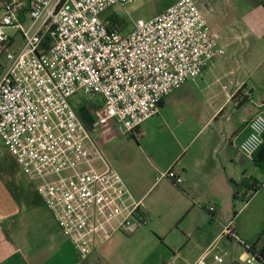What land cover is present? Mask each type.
Segmentation results:
<instances>
[{"label": "built area", "instance_id": "built-area-1", "mask_svg": "<svg viewBox=\"0 0 264 264\" xmlns=\"http://www.w3.org/2000/svg\"><path fill=\"white\" fill-rule=\"evenodd\" d=\"M134 1L0 0V56H7L0 75V139L38 181L44 205L80 256L118 234L133 235L148 220L143 199L109 166L72 96L83 91L102 98L94 127L141 136L170 94L225 54L194 0H177L123 34L104 13ZM7 29L21 38L13 53ZM248 128L239 151L252 162L264 143V117L253 116ZM164 179L182 182L168 170L155 185ZM222 236L241 241L231 223ZM208 254L195 264H204ZM213 259L224 262L219 255Z\"/></svg>", "mask_w": 264, "mask_h": 264}, {"label": "crops", "instance_id": "crops-1", "mask_svg": "<svg viewBox=\"0 0 264 264\" xmlns=\"http://www.w3.org/2000/svg\"><path fill=\"white\" fill-rule=\"evenodd\" d=\"M196 4L209 24L202 2ZM230 18L226 25L219 19L216 25H209L214 32L216 28L219 33L227 34L226 37L219 35L218 47L226 48L227 52L231 49L232 57L239 53V58L244 60L247 69L242 81L232 66L226 74L230 75L226 85L206 81L204 86L205 79L215 75L225 59L229 68V57L222 55L208 64L199 77L202 80L198 118L202 124L200 137L204 135L201 144L187 159L186 148L182 146L168 154V162L150 163V190L154 187L152 191L160 189L158 194L165 191L175 194L182 203L179 216L185 214L178 227L180 244L184 243L179 245L182 250L174 254L175 264H195L205 252L209 253L205 258L207 264H218L213 256L218 252L223 229L231 223L240 236L239 225L235 223L237 213L234 214L236 203L244 202L241 197L245 191L234 201L236 185L241 180L255 178L249 170L250 165L257 167L242 156L239 145L249 132V120L255 115L264 117V0L248 4L242 11L234 8ZM1 72L2 69L0 75ZM199 78L185 85L196 84ZM196 97V91L190 87L177 98L180 102H189ZM140 135H144L143 128ZM168 170L175 171L182 182L176 185L167 179L155 185L159 174ZM256 179L262 186L250 204L264 191V181ZM37 185L38 181L24 172L0 139V264H87L93 258L90 253L96 254L109 243L80 256L44 205ZM136 194L139 200L140 189L136 188ZM210 205L216 209L213 214L208 211ZM143 208L149 221L153 213L144 204ZM139 231L133 235H139Z\"/></svg>", "mask_w": 264, "mask_h": 264}, {"label": "rangeland", "instance_id": "rangeland-1", "mask_svg": "<svg viewBox=\"0 0 264 264\" xmlns=\"http://www.w3.org/2000/svg\"><path fill=\"white\" fill-rule=\"evenodd\" d=\"M176 1L135 0L125 6L117 4L109 8L104 13V17H116L122 25V33L129 34L133 30L136 21H148ZM195 1L198 4L202 2L203 11L207 14L210 21L209 24L216 25L219 19L222 25H226L231 19L234 8L242 11L244 6L260 0ZM6 31L14 36V42L8 49L10 53H13L20 44L21 38L13 29H7ZM215 31L217 32L215 33L218 36V40L220 36H227L224 31L219 33L216 28ZM239 42L242 43V41ZM232 53L231 49L227 52L225 48L223 57H229V68L225 59L221 65L219 64L217 73L208 76L203 85L206 81L219 82L226 85L230 79V75L226 74L231 70L232 66H234L238 74V80L242 81V74L247 69L246 65L242 57L239 58V53L237 55L234 54V57H232ZM6 63L7 56L4 53L0 56V71ZM201 80L199 78L196 84L190 82L175 93H172L165 105L160 108L159 114L151 118L143 126V136L135 133L133 136L124 137L123 134L117 132L110 125L96 126L90 129L92 138L97 141V146L109 166L120 174L137 199L136 188L140 189L141 195L139 199H143L144 207H147L149 211L151 210L153 214L147 224L140 228L139 235L126 236L118 234L114 236L108 242L109 244L104 246L103 250L98 251L96 254L90 253L89 256H93V258L87 264L176 263L173 261L174 254L182 250L180 246L184 243L180 244L182 238L178 227L184 221L185 214L179 216L182 203L175 194H168L167 191L163 194H158L160 189L152 191L154 187L150 190V163L157 161L168 162L170 159L168 154L176 152L182 146L186 148L187 159L201 144L204 137V135L200 137L202 124L198 118L201 106V98L198 97ZM190 87L196 91L197 97L189 102L178 101V94L188 90ZM71 105L77 112L80 108L86 107L96 117V112L102 105V98L78 91L72 96ZM249 171L254 174L255 178H261L264 181V173L259 169L250 165ZM166 180L164 179L163 181ZM259 201L260 205H258ZM236 213L235 223L239 225L241 242L235 240L230 242L225 237L220 236V245L216 255L223 258L224 262L222 264L227 262L230 264H249V259L254 264H262L247 251L245 245H253L258 240L260 245L264 244V236L262 235L264 231V191L251 204H246L245 202L236 203ZM189 260L191 261V258ZM207 263L208 261L204 262V264Z\"/></svg>", "mask_w": 264, "mask_h": 264}, {"label": "trees", "instance_id": "trees-1", "mask_svg": "<svg viewBox=\"0 0 264 264\" xmlns=\"http://www.w3.org/2000/svg\"><path fill=\"white\" fill-rule=\"evenodd\" d=\"M111 19H112L114 26L118 28L119 30H122V25L120 21L114 16L111 17ZM47 42L48 41H46V43ZM161 107H163V102L160 105V108ZM252 164H254L261 172L264 173V143L259 148V150L256 152L254 159L252 161ZM261 186H262V183L258 181L256 178H249L246 180L245 179L241 180L239 184L236 185V193L234 195V201H237L238 195L241 194L243 191H245V194L242 195L241 199L245 203H248L253 198V196L260 190ZM234 215H236V212ZM262 235L264 236V231ZM245 246L247 248V251L250 252L255 257V259H257L259 262L264 264V244L260 245L259 240H258L253 245H245Z\"/></svg>", "mask_w": 264, "mask_h": 264}, {"label": "water", "instance_id": "water-1", "mask_svg": "<svg viewBox=\"0 0 264 264\" xmlns=\"http://www.w3.org/2000/svg\"><path fill=\"white\" fill-rule=\"evenodd\" d=\"M78 113L82 120L89 126L90 129L94 127V118L92 117L90 111L86 107L80 108Z\"/></svg>", "mask_w": 264, "mask_h": 264}, {"label": "flooded vegetation", "instance_id": "flooded-vegetation-1", "mask_svg": "<svg viewBox=\"0 0 264 264\" xmlns=\"http://www.w3.org/2000/svg\"><path fill=\"white\" fill-rule=\"evenodd\" d=\"M92 115V114H91ZM92 117L94 118V121H95V117H94V115H92Z\"/></svg>", "mask_w": 264, "mask_h": 264}]
</instances>
